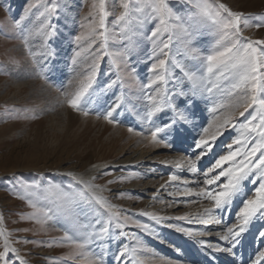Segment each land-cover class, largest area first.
Segmentation results:
<instances>
[{"label":"rangeland","instance_id":"374dc122","mask_svg":"<svg viewBox=\"0 0 264 264\" xmlns=\"http://www.w3.org/2000/svg\"><path fill=\"white\" fill-rule=\"evenodd\" d=\"M99 2L95 0L97 5ZM105 2L109 34L105 52H123L124 56L101 55L93 86L85 94L81 109L74 110L56 89L74 93L91 71L100 42L89 49L87 44L78 46L74 37L83 30L81 25L92 19L89 13L94 0H0V231L4 232L0 251L4 250L6 235L9 246L16 250L5 258L8 264H21L17 256L24 264H95L97 257L103 264H251L257 252L264 250V242L257 239L259 230H264V220L257 218L241 234L235 257L202 248L200 241L231 246L220 241L218 233L237 223L242 200L255 194L252 180L246 182L230 209L213 211L221 219L219 225L200 222L212 201L197 193L205 188L204 173L215 158L226 154L227 145L240 135L238 124L250 118L253 110L240 117L243 109L235 105L236 96L228 95L231 81L225 84L214 76H207L194 94L192 83L173 63L203 75L200 62L190 59L187 52L195 48L207 54L219 38V26L202 18L196 8L201 2L215 11L217 0H167L174 16L179 17L169 24L180 27L166 32L150 9L135 12L140 6L136 0L131 4V29L126 23L114 24L123 11L121 0ZM218 2L246 14L250 24L264 25V0ZM53 6L55 10L49 11ZM95 19L98 21L99 16ZM16 20H21L19 26ZM45 24L50 27L41 33ZM158 27V43L171 36L169 75L166 83L148 87L155 78L149 71L155 62L154 44L148 37ZM242 31L245 37L264 40V26ZM77 51L81 55L74 65ZM113 81L112 87H106ZM206 88L213 91L209 93ZM180 91L186 98L174 95ZM161 95L168 97L169 104H175L188 121L177 123L178 129L187 131L172 148L155 144L150 138L153 128L176 118L171 106L154 113L151 120L147 118L155 106L148 97L159 101ZM114 105H118L114 123L98 116ZM83 109L89 114L84 115ZM229 113L236 126L227 128L214 151L197 162L196 172L189 171L182 158L194 160L199 154L189 146L195 138L211 135L215 131L212 126ZM205 128H209L208 133H204ZM172 135L169 130L161 138ZM177 162L182 167L177 168ZM169 175L177 179L169 182ZM186 189L192 194L186 196ZM62 192L76 195L72 210L79 223L89 225L86 231L99 233L100 228H109L103 236L94 235L93 243L79 252L61 239L68 222L60 216L45 221L39 211L53 207ZM97 198L115 206L112 211L120 213L125 228L116 227V220ZM144 213L165 219L157 223ZM136 222L147 224L152 231H145ZM177 228L202 235L189 237ZM125 248L127 255L117 260Z\"/></svg>","mask_w":264,"mask_h":264},{"label":"snow or ice","instance_id":"6c2138e0","mask_svg":"<svg viewBox=\"0 0 264 264\" xmlns=\"http://www.w3.org/2000/svg\"><path fill=\"white\" fill-rule=\"evenodd\" d=\"M139 7L135 8L136 13H142L145 9H150L152 13H155L159 19L160 25H163V31H168L169 28L176 29L180 25L178 23L169 24V21H179V17L174 16L172 10L168 7L167 0H136ZM132 0H121V7L123 11L116 17L114 24H127L131 29L133 21L129 20L132 15L131 9ZM196 8L198 14L213 24L219 26V38L212 45L211 50L207 54H201L199 50L191 48L187 55L190 59L199 61L201 64V71L203 75H198L194 71H189L184 66L173 61L175 67L180 69L186 78L193 85V92L204 84L207 76H214L217 81L223 80L225 84L231 81L228 88V95L231 97L236 96L235 105L243 110L239 112L240 117H244L245 113H249V110H253L250 113V118L244 122L239 123L240 135L233 139L232 143L227 145L228 151L224 155H219L215 158L214 163L204 173L206 179L204 180L205 188L200 189L197 195L207 198L212 201V206L204 210L206 218L201 219V223L208 224H221V219L216 218L213 215L214 210H226L230 209L236 198L241 196V193L248 180H252L254 185V195L243 199L242 206L236 212L237 223L228 227L222 233H218L220 241L227 242L231 246H222L217 243L215 245H205L204 241H200L202 248H211L213 252L229 253L235 257L234 249L239 244V237L244 233L249 226L257 218L264 220V40H253L250 37L243 36L242 29L245 27H262L264 25L260 23L250 24L249 17L239 11L231 10L227 5L219 3L215 7V11H212L204 3L197 2ZM55 7L49 9L54 11ZM106 2L100 0L97 5H92V11L89 16L92 19L85 24H82V31L74 37V41L79 46L81 44H87L91 49L98 41L100 47L96 50L91 65V71L88 75L80 81L78 90L74 93H68L61 91L60 88L56 90L61 92V95L65 97L67 105L74 109H81L82 100L89 89L92 88L93 82L96 77V69L98 61L102 54L113 55L114 57L124 56L123 52L106 53L105 48L109 38L106 25ZM99 16V20L95 19ZM23 19V17L21 18ZM87 19V17L85 18ZM16 26H19L21 20H16ZM50 25H41L40 32L43 33ZM186 35L188 31L186 28L182 29ZM49 35L51 33H48ZM135 34V33H133ZM161 35V28L154 29L149 39L154 44L152 59L155 61L151 64L149 69L150 73L155 77L150 81L148 87L153 84L166 83V76L168 73V63L170 57V45L171 36L168 41H162L158 43V37ZM27 36L24 37L25 47H28ZM83 50V49H82ZM30 54H32L30 52ZM81 55L80 51H77L73 56V64L77 63V57ZM159 56H164V59H159ZM37 75H41L37 70ZM41 78H44L41 75ZM71 83V81L69 82ZM116 82L113 81L106 87H112ZM213 87H216L214 85ZM211 93L213 88H206ZM176 96H184L186 94L182 91L175 93ZM149 100H153L155 106L148 111L147 118L151 120L152 116L156 112H160L162 108L171 106L176 118L170 123H163L162 126H156L151 130V141L155 144H161L164 147L172 148L174 141L186 132V129H178L177 123L183 121L187 123V117L182 111H179L175 104H169V98L165 95H161L159 101H156L153 96L148 97ZM118 105L110 107L105 113H98L103 115V119L109 123H114L116 118L114 112ZM84 115H88L89 111L83 109ZM215 111V109H214ZM232 114L229 113L225 116L222 122H217L212 126L215 131L205 138L201 135L199 138L194 139V143L189 147L193 151L199 153L195 156V159L183 157L182 159L187 162L188 169L191 172L197 171V162L203 157L214 151L216 142L229 127H235L232 123ZM129 128V131H132ZM171 130L173 135L171 138H161V134H167ZM204 133L209 132V128H205ZM251 141V143H249ZM235 146V147H234ZM176 167H182L181 163L177 162ZM210 177V178H208ZM177 177L175 175H169V182L175 181ZM258 183V187L255 185ZM88 187H95L88 185ZM163 187V186H162ZM192 190L186 189L185 195H191ZM97 203L102 208H107L109 215L116 220V227L119 229L125 228V223L121 220L119 212H113L112 208L115 206L107 204L102 198H97ZM77 204V197L74 194L68 192H62L58 198V202L50 208H43L39 211L42 213L46 220H53L57 216L62 217L68 222V226L64 230V236L62 240L70 242L74 249L79 252L90 246L93 243V236H103L108 233L109 228L102 227L99 233H93L86 231L89 225L79 223L78 217L73 212L74 206ZM35 207V205H33ZM144 215L151 216V219L157 223L164 220V217L157 216L154 213H144ZM35 216V214H33ZM33 218V217H29ZM179 219H184L180 217ZM44 222V221H38ZM145 231H152L147 224H139ZM177 231L183 232L189 237H197L202 235L200 232H193L186 228H177ZM0 235H4V232L0 231ZM258 240L264 242V230H259ZM10 242L5 235L4 250L0 251V261L3 264H8L5 259L10 253L15 252L14 248H11ZM128 250L123 249L116 257L117 260H121L127 255ZM76 254V253H73ZM16 259L24 264L23 258L17 256ZM95 264H103L101 258L97 257ZM142 264V262H141ZM235 264V261H234ZM251 264H264V250L257 252L256 259L251 261Z\"/></svg>","mask_w":264,"mask_h":264},{"label":"bare ground","instance_id":"6f19581e","mask_svg":"<svg viewBox=\"0 0 264 264\" xmlns=\"http://www.w3.org/2000/svg\"><path fill=\"white\" fill-rule=\"evenodd\" d=\"M241 240H242V239H241ZM211 253H212V252H211ZM228 254H229V253H228ZM229 256H231V254H229ZM229 256H228V257H229ZM190 257L192 258V256H189V258H190ZM228 257H227V260H226V258H225V262H228ZM193 258H194V257H193ZM197 258H198V257H197ZM219 260H220V259H219ZM223 260H224V259H223ZM223 264H224V263H223Z\"/></svg>","mask_w":264,"mask_h":264}]
</instances>
